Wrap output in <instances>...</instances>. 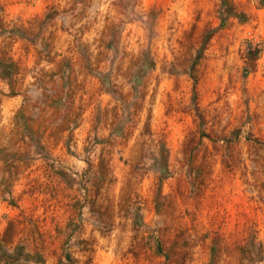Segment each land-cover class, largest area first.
I'll return each instance as SVG.
<instances>
[{"label": "rangeland", "instance_id": "rangeland-1", "mask_svg": "<svg viewBox=\"0 0 264 264\" xmlns=\"http://www.w3.org/2000/svg\"><path fill=\"white\" fill-rule=\"evenodd\" d=\"M0 264H264V0H0Z\"/></svg>", "mask_w": 264, "mask_h": 264}, {"label": "trees", "instance_id": "trees-1", "mask_svg": "<svg viewBox=\"0 0 264 264\" xmlns=\"http://www.w3.org/2000/svg\"><path fill=\"white\" fill-rule=\"evenodd\" d=\"M16 74V67L10 59L0 58V78L7 80V83L13 84V79Z\"/></svg>", "mask_w": 264, "mask_h": 264}]
</instances>
